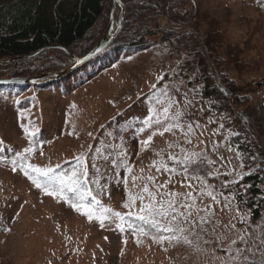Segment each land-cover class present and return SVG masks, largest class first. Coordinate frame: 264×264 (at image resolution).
Returning a JSON list of instances; mask_svg holds the SVG:
<instances>
[{"label": "rangeland", "instance_id": "374dc122", "mask_svg": "<svg viewBox=\"0 0 264 264\" xmlns=\"http://www.w3.org/2000/svg\"><path fill=\"white\" fill-rule=\"evenodd\" d=\"M196 2L204 4L203 0ZM211 7V17L218 23L228 13V21L223 23L228 43L242 46L246 41L244 72L238 76L231 73V76L238 92L251 98L248 114L257 133L264 137V3L232 0L223 7L216 3ZM118 13L116 10L114 17ZM101 24L95 31L102 29ZM156 48L151 52L120 54L109 64L103 61L99 73L74 91L72 89L80 82L77 76L83 75L85 67L78 74L59 79L55 87H36L23 94L0 92V264H219L215 257L225 253L214 237L211 243L205 244L203 240L197 241L192 233L185 232L184 235L199 247L197 251L182 242L157 243L151 237H137L117 228L118 220L114 222L111 213L103 210L108 208L127 215L129 211L118 207L128 201L130 192L135 194L145 185L150 190L164 185L161 189L164 192L191 191L198 205H212L216 219L222 224H227L237 214L247 213V224L235 220L233 223L237 229H247V247L255 253L254 256L249 253L250 259L256 264H264V207L260 217L252 220L248 211L237 207L233 193L227 189L228 183L239 181L245 174L230 144L233 134L221 117L206 113L208 104L197 100L199 88L186 85L179 72L182 62L187 60L185 52L171 55L168 45ZM165 74L169 80L163 82ZM165 92L177 101L176 107L186 111L184 119L187 122L199 125L195 134L188 137L191 143L185 139L183 127L163 136L154 135L148 145L141 143L155 130L143 123L154 115L150 110L155 107L162 111L156 103L157 98L164 106L168 105ZM189 100L192 103L185 109ZM120 111L123 137L136 134L137 140L131 142L136 145L135 170L129 173L126 191L118 185L108 186L105 188L108 202L96 196L95 201L91 198L86 204L97 216L105 217L103 225L95 217L89 221L64 200L46 195L35 187L22 169L13 166L9 148L17 150L28 145L34 133L42 146L46 144L33 165L55 170L81 155L86 160L98 135L110 134L109 122ZM105 125L104 135L101 130ZM31 128L34 129L25 131ZM141 128H144L143 132ZM173 143L178 146L169 147ZM106 147L107 151L99 154L101 172L105 174L99 179L104 180L111 173L109 162L123 157L112 142ZM160 150H164L162 157L156 155ZM201 151L216 161L209 166L207 175L200 173V176L205 185L215 190L219 203H213L210 197L202 194L201 181H186L183 174L158 171L155 164L161 158L170 163L167 160L169 154L183 157L185 153ZM107 152H111L109 159L105 157ZM189 183L193 185L191 189L186 187ZM228 201L232 207L225 208ZM144 202L147 203V198ZM140 206L141 201L137 200L130 210L138 211ZM222 231L223 228L218 233ZM235 235L233 232L232 236Z\"/></svg>", "mask_w": 264, "mask_h": 264}, {"label": "trees", "instance_id": "16d2710c", "mask_svg": "<svg viewBox=\"0 0 264 264\" xmlns=\"http://www.w3.org/2000/svg\"><path fill=\"white\" fill-rule=\"evenodd\" d=\"M230 1L203 0L204 4H201L196 0H121L124 8L121 29L106 54L84 65L83 75L81 67L60 80L80 73L77 76L80 78L79 86L73 88L74 91L99 73L103 61L109 64L120 54L151 52L159 45H168L171 55L185 52L187 60L182 62L179 72L188 87L199 88L197 100L208 104L206 113L221 117L232 132L230 144L239 155L245 173L239 181L228 183L227 189L233 193L237 207L248 211L250 218L255 220L264 207V137L257 133L248 114L251 98L238 92L231 76V73L238 76L244 72L247 62L243 54L248 48L246 41L242 46L227 42L224 24L228 21V13L224 14L221 23L211 17L213 4L223 7ZM257 1L264 3V0ZM111 4V0H0V80L35 78L67 70L71 66V58L64 49L76 57L88 53L106 32ZM99 24L102 29L95 31ZM114 52L116 56L111 55ZM55 57L57 59L53 61ZM168 80V74H165L162 81ZM58 82L59 79L44 78L33 81L32 85L2 84L0 92L23 94L25 90L36 87H55ZM163 82L156 86L161 87ZM121 115L122 111L110 120L109 127L112 128L109 135L104 134L107 125L103 126L101 132L105 136L98 135L85 160L88 169L86 188L92 196H98L105 202H108L105 188L118 185L126 191L129 173L135 170L136 145L131 142L137 140L136 134L123 137ZM109 142L123 156V163H118L121 159L109 162L111 173L104 180L99 179L105 175L101 172L99 154L107 151ZM45 144L42 146L34 133L28 145L17 150L9 148V154L15 161L13 166L22 169L25 163L34 164ZM29 148L31 152L27 151ZM105 157L111 158V152H107ZM77 164V160L71 161L55 171L70 172ZM92 196H87L83 203L88 204ZM71 197L72 194L67 193L62 200L71 206ZM118 208L128 210L122 204ZM129 220L134 225L139 223L134 217L125 216V221ZM144 227L151 233L150 228Z\"/></svg>", "mask_w": 264, "mask_h": 264}, {"label": "snow or ice", "instance_id": "6c2138e0", "mask_svg": "<svg viewBox=\"0 0 264 264\" xmlns=\"http://www.w3.org/2000/svg\"><path fill=\"white\" fill-rule=\"evenodd\" d=\"M176 90L178 91L179 89L177 88ZM164 95L168 100V105L164 106L163 102L157 98L156 103L161 106L162 111L155 107L150 110L154 115L144 120L143 123L155 130L141 143L148 145L154 135L163 136L165 133L172 132L174 129L181 127L185 129V139L188 143H191L188 137L195 134V129L199 128V125L187 122L184 119L186 111H182L176 107L177 101L169 96L167 92ZM191 103V100L187 101L184 108L187 109ZM25 131L27 132L28 130L25 129ZM140 131L143 132L144 128H141ZM234 134L238 135V133ZM177 146L176 143L169 145L172 148ZM229 150H231V147ZM27 151L31 152L32 149L29 148ZM163 151H158L156 155L162 157ZM180 151L184 152V149L181 148ZM239 158V155H237V159ZM76 159L78 162L77 167L73 168L70 172L57 173L52 167H38L28 163L22 165V170L35 187L44 191L48 196L65 199L67 193H71V207L85 215L89 221H92L95 217L103 225L105 217L102 215L97 216L91 208L83 203L87 196H92V192L86 188L88 169L85 157L81 155ZM167 160L170 163H166L163 158L155 162L158 171L163 169L169 173L183 174L186 181L193 179L201 181L200 188L203 190L202 194L210 197L213 203H219L217 195L214 194L215 190L205 185L200 176V173L207 175L209 166L214 165L216 161L209 159L203 151L185 153L183 157H178L175 153L169 154ZM118 163H123V160L121 159ZM13 164H15V161H13ZM93 167L99 172V168L95 164ZM190 168L191 172L189 171ZM30 173H34L35 175H31ZM163 187L164 185H158L156 190H150L145 185L139 192L135 194L129 193L128 201L124 203L123 207L132 209L137 200L141 201L138 211H129L127 213L128 217H134L135 220L139 221L138 224L134 225L131 220L125 221L124 215L119 212H112L111 209L106 208L103 211L104 213H111L114 222L115 220L121 221V223L116 225L121 232L126 230V226L134 236L149 235L157 243H164L166 241L169 243L182 242L189 247L195 248L197 251L200 250L199 247L187 235H184L185 232L192 233L196 236L197 241L203 240L205 244L211 243V239L214 237L218 242V247L225 253L224 256L215 257L219 261V264H256L249 256V253L253 256L255 253L247 247L249 243L247 229H237L236 224L233 223L235 220L241 224H247V213L243 216L237 214L231 217L227 224H222L216 219L212 205H198L191 191H187L186 193L164 192L161 191ZM186 187L191 189L193 185L189 183ZM220 195L223 194L220 193ZM146 198L147 203L144 202ZM92 199L95 201L94 196H92ZM224 207H232L231 202H226ZM145 225L154 231L149 233L146 231ZM221 228H223V231L218 233V230ZM233 232L236 233L234 237L232 236ZM205 237H208V239H205ZM137 243H140L139 238L137 239Z\"/></svg>", "mask_w": 264, "mask_h": 264}, {"label": "water", "instance_id": "95a60500", "mask_svg": "<svg viewBox=\"0 0 264 264\" xmlns=\"http://www.w3.org/2000/svg\"><path fill=\"white\" fill-rule=\"evenodd\" d=\"M117 6L121 9V14L117 22V28L114 30V13H115V9ZM123 15H124V9L122 7L121 1L112 0V11H111L110 24L104 36L101 38V40L88 53H86L82 57H76L64 49V51L71 58V66L67 70H64L58 73L46 74V75H42V76L35 77V78H28V79H21V80H0V84H6V83L31 84L33 81H36V80H40L44 78H60L64 76L65 74L72 72L73 70L77 69L81 65L99 56L111 46V44L113 43V41L115 40V38L117 37L120 31Z\"/></svg>", "mask_w": 264, "mask_h": 264}]
</instances>
